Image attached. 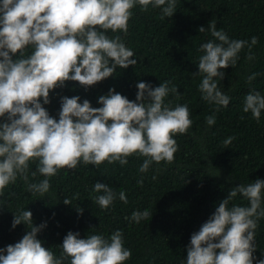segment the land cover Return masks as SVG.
Wrapping results in <instances>:
<instances>
[{
    "label": "clouds",
    "instance_id": "9594fccd",
    "mask_svg": "<svg viewBox=\"0 0 264 264\" xmlns=\"http://www.w3.org/2000/svg\"><path fill=\"white\" fill-rule=\"evenodd\" d=\"M176 4L177 0H0V117L7 116V121L0 123V194L18 175L27 182L31 160H38L36 172L45 177L55 176L63 168L75 169L81 161L98 167L105 161L125 165L132 155L148 157L141 172H146L153 161H174L178 145L173 137L186 134L193 122L187 105L170 108L165 104L170 91L178 92L176 86L170 89L167 81L154 89L139 82V103L114 89L98 98L102 107H92L87 99L80 103L79 96H64L58 120L49 115L40 98L48 104L50 90L68 80L88 88L113 75L117 66L135 65L137 61L130 59L134 52L121 37L109 38L105 33L126 34L131 9L136 5L142 10L149 5L161 8L163 19L175 13ZM209 29L219 43L209 41L200 46L204 54L198 62L199 74L203 75L199 89L205 101L227 107L230 98L219 90L214 78L222 79L220 69L235 66L248 42L230 40L216 30L215 22L209 23ZM204 31V27L199 28V32ZM256 43L257 38L252 37L249 49ZM29 47L32 51L25 56ZM247 58L253 57L249 54ZM262 110L264 96L259 92L247 94L243 111H251L259 120ZM206 123L214 125L215 116L207 117ZM231 139L224 143L230 144ZM49 188L47 178L28 184L30 191L41 196ZM93 190L103 192L94 198L102 209L113 203L115 194L108 185L96 182ZM238 192L250 206L229 209V199ZM262 193L264 180L260 179L234 188L191 235L186 264H253L254 230L257 219L264 217ZM119 198L127 203L124 192ZM63 203L71 201L65 199ZM150 215L148 210L134 211L131 220L139 223ZM21 222L32 226L19 242L0 248V264H63L65 258H70V264H124L132 255L124 247L120 230L110 239L98 234L82 239L79 233L69 231L58 259L37 239L46 225L33 226L32 212L27 210L15 215L12 226ZM257 264H264V259Z\"/></svg>",
    "mask_w": 264,
    "mask_h": 264
},
{
    "label": "trees",
    "instance_id": "16d2710c",
    "mask_svg": "<svg viewBox=\"0 0 264 264\" xmlns=\"http://www.w3.org/2000/svg\"><path fill=\"white\" fill-rule=\"evenodd\" d=\"M131 12L126 34L111 30L105 34L121 37L134 52L130 59L137 61L135 65L117 66L113 75L88 88L68 80L50 90V103L44 104L43 98L40 102L58 120L64 96H79L80 103L87 99L92 107H102L98 98L110 89L136 101L139 82L154 89L167 81L169 88L176 86L178 92L170 91L165 104L170 108L187 105L193 122L186 134L173 137L178 145L174 161H153L146 172L140 167L148 157L140 155L127 157L125 165L105 161L97 167L81 161L75 169L63 168L55 176L45 177L36 172L38 160H31L27 182L18 175L0 194V248L19 242L30 230L32 225L24 222L12 226L15 215L27 210L32 212L33 226L46 225L37 239L58 259L69 231L79 233L82 239L93 234L110 239L120 230L124 247L132 253L124 264H186L191 235L212 217L229 193L239 185L264 180V110L259 120L251 111H243L247 94L264 96V0H177L175 13L163 19L162 9L151 5L147 10L136 5ZM210 22L230 40L250 44L252 37L257 38L250 49L246 44L240 51L234 67L220 69L222 79L214 78L219 90L230 98L227 107L205 101L199 89L203 75L198 62L204 54L200 46L209 41L219 43L211 35ZM200 27L205 31L199 32ZM31 51V47L26 49L25 56ZM249 54L252 59L247 58ZM112 63L110 60L109 66ZM253 74L255 78L249 81ZM209 116H215L212 126L206 123ZM6 121L7 116L0 117V123ZM230 137L231 143L226 145ZM46 178L50 188L43 196L28 189V184ZM96 182L108 185L115 194L107 209L95 202L94 198L103 194L93 190ZM120 192L125 193L127 203L120 200ZM65 199L71 204L63 203ZM233 206L250 204L238 192L228 201L227 207ZM144 210L152 217L139 223L131 220L134 211ZM254 234L253 264H257L264 259V217L257 219ZM63 264H70V258Z\"/></svg>",
    "mask_w": 264,
    "mask_h": 264
}]
</instances>
